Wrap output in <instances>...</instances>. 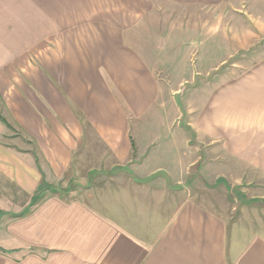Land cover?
I'll use <instances>...</instances> for the list:
<instances>
[{
	"label": "crops",
	"instance_id": "0c3cea01",
	"mask_svg": "<svg viewBox=\"0 0 264 264\" xmlns=\"http://www.w3.org/2000/svg\"><path fill=\"white\" fill-rule=\"evenodd\" d=\"M197 33L228 54L172 89L146 42ZM2 107L0 264H264V0H0Z\"/></svg>",
	"mask_w": 264,
	"mask_h": 264
},
{
	"label": "rangeland",
	"instance_id": "374dc122",
	"mask_svg": "<svg viewBox=\"0 0 264 264\" xmlns=\"http://www.w3.org/2000/svg\"><path fill=\"white\" fill-rule=\"evenodd\" d=\"M168 15H169L168 13L162 15L161 19L165 17L168 18ZM176 17L180 20L184 19L183 15L176 14ZM209 34L211 35V32H209ZM195 37H197L196 39H203L202 43L198 46L196 45L185 46L184 45L183 46L184 51H182V53H178V56L175 58L171 57L174 53L167 52V42L162 41L159 43V46L157 47V41L159 39L157 38V36H152V40H147L146 42L150 46L149 49H151L154 46L155 54L160 55L161 57L160 58V62H161L160 68L164 69L162 70V73H161L162 77L165 79V82L167 81L168 83H170L169 87L172 89H176L179 87V81L181 77L183 78L192 77L193 79L197 78L198 80H203L204 78H206V77H202L203 74H207L208 76L212 71L210 67L213 66L214 63L216 64L221 59V57H224L225 55L228 54L227 46L224 42H222L223 41L222 39H220L219 43H216L214 41L217 40V37H215L214 39L213 36H208L207 34L200 35L199 33H197V36ZM169 54L171 55L169 56ZM238 58L239 56L237 53L236 56H232L231 58H228V61L227 63H225V65L229 66L233 60H236ZM175 59H178V61L175 62ZM169 87L167 86L168 91L166 92V97H165L167 108L162 109V108L151 107L149 108L150 115L155 116L158 114L168 113L171 115L181 114L184 116L186 114L185 110L187 109V101H188L189 94H190V91H188L189 90L188 84H182L180 86L179 92L176 95H173V92L170 91ZM0 109H1L0 115L3 118H5L7 122L9 123V126L6 123H4L8 127V136L4 140L6 142H11V143L15 142L12 145H15L17 143V146L18 145L26 146L28 144L30 145V143H33L32 140L30 141L25 140V138H28L29 136L26 135L25 132H23L22 128L18 124L15 125L14 123H12L13 122L12 118L7 115V112L3 107ZM166 109H167V112H166ZM79 115H81V113H79ZM151 121L152 122L150 123V126L145 129L151 128V129L160 130L159 124L156 122V120L153 117ZM85 124L86 125L88 124L87 121L85 122ZM86 129L89 131L92 130V128L89 126H86ZM133 132L136 133V130L133 129ZM131 143H132L131 145L132 150H136V144H135L134 139H131ZM145 148L152 149L149 145H146ZM68 174L70 176L73 175V172L71 171V169L67 172L65 179L68 178L67 176ZM71 182L69 183V186L73 187L75 183L73 182V180H71ZM215 183L218 185V184L224 183V180L222 178L217 179ZM46 184L49 185V187L51 188L50 183H46ZM230 194L232 195L233 198L235 197L234 193L231 192ZM220 195L221 193H219V196ZM223 196H225L224 200H226V197H227L226 194H223L221 197ZM227 204H231V203L227 201ZM261 219L262 217L257 216L256 222L258 223ZM4 222H7V220L4 219ZM7 229L8 228L6 226H3V228H0L1 233H2V234L0 233L1 234L0 245L5 246V247H10V243L14 242V240L12 238H9Z\"/></svg>",
	"mask_w": 264,
	"mask_h": 264
},
{
	"label": "trees",
	"instance_id": "16d2710c",
	"mask_svg": "<svg viewBox=\"0 0 264 264\" xmlns=\"http://www.w3.org/2000/svg\"><path fill=\"white\" fill-rule=\"evenodd\" d=\"M0 119L9 126V123L7 122V120L5 118H3L1 115H0ZM37 198H38V196L34 197V200H36Z\"/></svg>",
	"mask_w": 264,
	"mask_h": 264
}]
</instances>
